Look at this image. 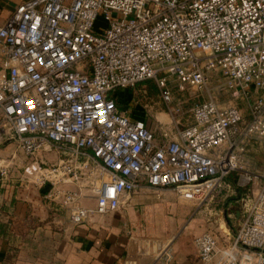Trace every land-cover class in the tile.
<instances>
[{
    "label": "built area",
    "instance_id": "built-area-1",
    "mask_svg": "<svg viewBox=\"0 0 264 264\" xmlns=\"http://www.w3.org/2000/svg\"><path fill=\"white\" fill-rule=\"evenodd\" d=\"M147 79L168 121L119 104L118 89ZM174 86L207 92L190 123ZM213 87L246 98L248 114ZM254 141L264 143V0H23L0 21V145L29 156L22 179L47 185L44 198L74 223L145 184L196 204L232 172L245 187L264 176L247 165ZM51 148L58 160L36 157ZM15 156L0 158L5 178ZM194 240L205 261L264 264V183L228 244L209 231Z\"/></svg>",
    "mask_w": 264,
    "mask_h": 264
},
{
    "label": "crops",
    "instance_id": "crops-1",
    "mask_svg": "<svg viewBox=\"0 0 264 264\" xmlns=\"http://www.w3.org/2000/svg\"><path fill=\"white\" fill-rule=\"evenodd\" d=\"M22 1L0 0V21ZM60 155L58 149L51 148L40 150L36 157L49 163ZM247 165L264 173V168L251 163V157ZM18 175L14 172L5 178L0 173V264H166L168 258L172 264H216V257L210 261L200 257L195 236L211 231L221 245L228 244L233 225L239 226L243 220V213L233 205L245 198L244 194L255 201L264 183L260 175L251 182L250 192L240 191L232 172L220 193L199 204L179 199L172 188H163L159 194L145 184L125 197L118 209L74 223L67 208L44 198L47 185L26 179L20 182ZM165 194L176 196L172 208L161 201ZM151 208L156 211L159 228L156 233H144L141 218L150 214ZM221 211L227 221H222Z\"/></svg>",
    "mask_w": 264,
    "mask_h": 264
},
{
    "label": "rangeland",
    "instance_id": "rangeland-1",
    "mask_svg": "<svg viewBox=\"0 0 264 264\" xmlns=\"http://www.w3.org/2000/svg\"><path fill=\"white\" fill-rule=\"evenodd\" d=\"M221 80V76L219 74H213L212 76V83L211 85L214 86L218 83V81ZM124 90V88H122ZM122 89H118L116 98L118 99V102L120 105H130L133 107H136L143 111L146 116H151L152 114L161 112V117H163L166 121L170 119L169 114L166 113L168 110L167 103L162 99L159 89L156 86L154 80L147 79L139 82L135 87H128L125 88L128 91L127 93L120 92ZM173 93L175 95L174 100L172 103L180 102L182 105L183 112L179 114L177 117L181 119L180 124H187L192 121L191 116V107L194 104V102H197L199 100L204 99L207 97L206 90H200L194 87H189L185 90H178L176 86L173 87ZM122 94V95H121ZM212 94L215 96V98L222 104V105H228V104H237L239 107L243 109V111L248 114L249 112V103L246 98L241 97H234L230 92L221 91L217 89L216 87L212 88ZM124 95V96H123ZM150 122L154 123L155 126H159L160 123L158 121L153 119H149ZM154 120V122H153ZM166 126H169L173 128V123L168 124ZM11 143V144H10ZM253 143V142H252ZM9 145L8 148H6ZM3 149L0 151V158H8L11 159V154L13 152H16V156L12 159V162L10 163L12 169L10 171V174L12 176V173H20L18 175L19 181H22V173L24 171V165L27 164L28 160L30 159L29 156H26L20 149L16 148V145L14 142H5L0 145ZM250 147V146H249ZM252 149L248 150L247 158L251 157V163L255 165V167L258 168H264V143H260L259 141L254 142V144H251ZM251 151V152H250ZM55 160H49V162H54ZM250 162V161H249ZM233 175L235 177L238 176V173L235 171L233 172ZM10 177V176H9ZM25 180V179H23ZM251 185V182L248 183L245 187L240 186V191L250 192L249 187ZM243 199H238L237 203L233 205L235 208L239 209L241 213V218L244 219V217L248 214V207L252 206V203L254 201L251 199L249 194H244ZM176 196L174 195H168L165 194L163 196V199L161 201L169 202V206L172 208V206L176 203L175 202ZM91 204H94V200H90ZM171 211V209L169 208ZM169 210H167L168 213H171ZM150 214H147L146 217L141 218V222L143 224L144 233H156L159 228V225H155L159 222L158 218H155L156 211L155 209L151 208L149 210ZM245 212V213H244ZM221 219L222 221H227L225 218V213L221 211ZM228 225L232 224L231 221L227 222ZM237 224L233 225V232L237 229ZM158 227V228H157ZM211 232V231H209ZM214 234L213 232H211ZM215 235V234H214ZM146 236L151 237H159L160 235L155 234H147Z\"/></svg>",
    "mask_w": 264,
    "mask_h": 264
},
{
    "label": "trees",
    "instance_id": "trees-1",
    "mask_svg": "<svg viewBox=\"0 0 264 264\" xmlns=\"http://www.w3.org/2000/svg\"><path fill=\"white\" fill-rule=\"evenodd\" d=\"M122 95V94H121ZM124 96V95H123ZM128 104H126V106H127ZM135 109H136V111L138 110V108H137V106L136 107H134ZM234 183L240 188V186L237 184V178L235 177L234 178Z\"/></svg>",
    "mask_w": 264,
    "mask_h": 264
}]
</instances>
